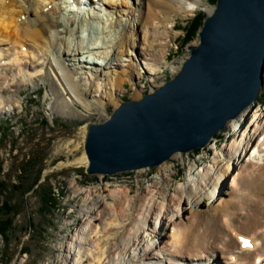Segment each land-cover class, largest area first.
I'll return each instance as SVG.
<instances>
[{
	"label": "bare ground",
	"instance_id": "obj_1",
	"mask_svg": "<svg viewBox=\"0 0 264 264\" xmlns=\"http://www.w3.org/2000/svg\"><path fill=\"white\" fill-rule=\"evenodd\" d=\"M202 1L140 0L136 7L134 0H90L92 5L88 9L73 0H0V62L6 61L19 76L27 75L29 78L38 77L45 69L52 72L62 87V93L71 98L69 103L57 97L61 100L60 107L64 109L62 115L70 120H78L83 116L81 109L102 112L110 103L119 106L118 95L123 96L130 73L123 63L138 49L135 33H139L140 26L145 29L142 49L149 53L155 46H167L170 39H167V43L162 38L171 37L175 29V25H167L170 18L181 13L190 15L202 9ZM133 5L136 10H131ZM214 10L215 6L206 8L209 15ZM102 12L105 14L103 17ZM118 12L124 16L119 17ZM123 17L128 25L123 24ZM95 24L108 31L91 32ZM156 54L155 57L160 56L167 63L168 53L158 51ZM93 57L101 60L110 58L111 62H101ZM146 65L150 75H158V70L156 72L150 68L151 63ZM105 69L107 72L103 71ZM172 70V74H177L181 65ZM3 104L4 90L1 87L0 108ZM261 111V105L257 103L227 125L236 131L238 122L248 120L244 128V125L241 126L237 143H229V149H225L230 158V169L235 166L232 170L235 176H232L229 188L226 170H214L215 178L207 180L209 171L198 170L195 160L187 174L189 184L183 189L179 187V202L173 205L180 209L183 206L178 215L172 214L176 207L168 205L162 207L158 214L154 212L156 206L152 200L155 192L161 188L165 193L169 191L168 187H158L159 183L150 190V198L145 194L140 199L147 206L150 216L155 214L162 235L157 244L146 240L148 243L145 245L140 239L142 229L149 226L148 237H153L158 223H152L148 216L140 223L137 221L134 238L138 239V243L131 244L135 246L131 264H136V256L137 262L141 261L138 264H151L156 251L162 250L163 253H172V258L166 259L165 264H264V115L260 114ZM213 146L211 144L207 149ZM243 152L244 158L240 162ZM179 156L181 154L177 153L172 158L176 160ZM74 165L88 167L87 154L84 153ZM162 168H166V165ZM103 177L100 175V178ZM173 178L170 177L171 182ZM117 193V197L123 199H120L116 209L109 211L101 203L98 215L91 216L90 221L97 220L99 216L105 221L92 225L85 247L76 255L74 253L77 263L72 264H120L111 261L109 248L111 241H116L122 232L126 209L133 204L130 199L133 191L118 189ZM186 203L194 206L190 217V210L184 207ZM202 204L207 206L204 211L199 210ZM166 220H169V224ZM166 226L171 227L168 233H165ZM244 241L250 246H245ZM120 242L116 241L115 246ZM163 242L169 248L162 246ZM237 252L241 253L239 259L235 256ZM69 258L74 260V256H69L66 262ZM222 260L225 262L222 263Z\"/></svg>",
	"mask_w": 264,
	"mask_h": 264
},
{
	"label": "rangeland",
	"instance_id": "obj_2",
	"mask_svg": "<svg viewBox=\"0 0 264 264\" xmlns=\"http://www.w3.org/2000/svg\"><path fill=\"white\" fill-rule=\"evenodd\" d=\"M217 1L203 0L204 7L191 13V16L187 13L173 15L167 25L171 26L173 24L175 29L171 32V37L165 38L166 36H164L162 38L165 42L170 39L169 45L155 46L149 53L145 48H141L145 29L139 27V33H135L138 49H135L132 55L125 58L126 62H122L130 73L127 76L126 90H124L123 96L119 97L117 94L120 100L119 106L123 102L142 99L153 89L165 85L176 76V74H172V68L180 65L182 67L185 60L190 57L191 47L198 45L200 42V32L209 16L206 8L209 6L216 7ZM139 2L140 0H134L136 7ZM130 8L136 10L134 5ZM117 14L119 17L124 16L119 12ZM103 15L105 14L103 13L102 17ZM183 15L188 16L184 17ZM115 18L117 19L116 15ZM121 20L124 25L127 24L125 17ZM102 27L100 24H95L92 26V30L95 33L108 31L105 28L102 30ZM168 30H170L169 27ZM161 32H163V29ZM158 51L168 53L167 63L164 60L162 61V57H155ZM93 58L101 62L105 61V63L111 62L110 58L105 60H101L99 57ZM146 63H151L150 68H153L156 72L158 70V75H150V69ZM82 65L84 66L85 63H82ZM131 66H133V69ZM45 70L38 77L29 78L27 75L19 76V73L13 71L6 61L0 62V88L2 87L4 90V104L0 108V188L7 187V185H1L4 180L8 182L10 180H20L22 184L19 185L18 192L13 191L7 194V197L13 200V204L20 203L17 209L23 212L17 218L16 228L9 237L11 242L9 248L6 247L5 241L0 237V251L6 250L8 257L14 256L11 264L77 263L75 255L85 247L84 243L87 241L89 229L92 225L101 224L105 221L100 216L97 220L90 221L91 216L98 215V206L102 203L109 211L114 210L118 207L120 199H123L117 197L118 189H132L133 193L130 199L133 204L130 207L131 209L126 206L128 209H126L127 216L122 223V232L116 240L121 242L115 246L116 241H111L109 248L111 261L120 264H131L130 259H132L135 250V246L132 245L138 243V239L134 238L138 226L137 221L144 220L148 216L149 219H152V223H158L156 234H152L153 237H148L149 226L142 229L140 239L144 241L145 245L148 243L146 240L157 244L161 239L162 232L159 228V221H155V214L150 216L151 214L147 212V206L144 205L143 200H140L146 195L149 198L151 197L150 190L155 189L156 183H159L158 187H168L169 190L165 193L164 188H161L158 192H155L152 201L156 206L154 211L156 214L162 207L167 205L176 207L173 205L179 202L178 189H180L179 187L183 189V186H188L187 174L195 160L197 161L198 170L206 169V172L209 171L208 177H206L207 180L214 177L213 174L216 170H226L229 188L235 176L234 172L232 173L235 166L230 169V158L227 157L225 149H229L231 143H237V135L241 133V126L244 125V128L247 124V118L237 123L238 130L235 131L226 127L218 133L211 143L214 145L213 147L207 149L210 144L204 149L180 153L179 158L176 160L172 158L159 167L122 172L115 175H90L87 173V167L74 165L86 153L84 135L87 125L105 122V119L110 118L119 106L116 107L110 103L106 105L102 112L97 110L86 112L81 109L83 116L78 120L67 119L62 115L64 109L60 107L61 100L57 97L59 96L60 99L63 98L64 102L69 103H71V98L62 93V87L52 72ZM103 71L107 72V69ZM257 103L262 108L260 114L264 115V87ZM262 154L264 155V153ZM243 158L244 152L240 162ZM164 165H166V168H162ZM21 169L24 171L23 173H20ZM41 174V183L49 178L55 191L60 190L59 203L55 207L56 211L54 213L53 211L50 212L52 213L51 217L42 216L39 195L34 190L29 191L31 190L29 188L34 186V182L40 178ZM100 175L104 177L100 178ZM169 175L170 177L174 176V181H170ZM202 185L205 188L204 183ZM182 207L181 209L179 206L176 209L174 208L172 214L178 215L180 210L183 209ZM184 207L190 210V217L194 206L186 203ZM205 209H207V206L205 207L203 204L199 208L201 211ZM166 223L169 224V220H166ZM30 224L33 225V229L35 228V232L31 231L33 229H31ZM164 228L165 233L171 231L169 226ZM28 231H31V234L27 235ZM123 239L124 242H122ZM165 243L163 242L162 246L169 248ZM25 245L30 251V255L21 254L22 246ZM122 251L124 254H122ZM83 252H85V249ZM68 255L74 256V260L69 258V261L66 262ZM218 255H220L219 252ZM235 256L239 259L241 253L237 252ZM170 258H172V253H163V250L156 251L154 260L150 263L165 264V260ZM134 259H136V264L141 263V261L137 262V256ZM223 262L225 261L222 260Z\"/></svg>",
	"mask_w": 264,
	"mask_h": 264
},
{
	"label": "water",
	"instance_id": "obj_3",
	"mask_svg": "<svg viewBox=\"0 0 264 264\" xmlns=\"http://www.w3.org/2000/svg\"><path fill=\"white\" fill-rule=\"evenodd\" d=\"M263 87L264 0H218L174 78L87 125V173L159 167L204 149L256 105Z\"/></svg>",
	"mask_w": 264,
	"mask_h": 264
},
{
	"label": "trees",
	"instance_id": "obj_4",
	"mask_svg": "<svg viewBox=\"0 0 264 264\" xmlns=\"http://www.w3.org/2000/svg\"><path fill=\"white\" fill-rule=\"evenodd\" d=\"M24 171L21 169L20 173H23ZM43 172V171H42ZM42 174L40 175V178L34 182V186L29 189V191L34 190L37 195L40 197L41 201V214L43 217H51L52 212L54 213L55 207H57V204L59 203V197L60 190L58 189L57 192L52 187L50 183V179L47 178L43 183L42 181ZM19 182V184H18ZM1 185H7L5 188H0V237L3 238V240L6 243V247L9 248V245L11 244L9 237L14 232V229L16 228L15 223L17 221V218L23 213L22 211H19L17 209V206L19 207L20 203L13 204V200L7 197L8 193L11 192H18L17 189H19V185L21 186L20 180H10L9 182L7 180H4L1 182ZM60 188V187H58ZM27 190V189H25ZM24 190V191H25ZM24 202V201H23ZM31 229H33V225ZM35 232V228L31 230ZM31 231L27 232V235L31 234ZM6 249V248H5ZM21 254H27L30 255V251L25 246H22ZM14 256H7L6 250L0 251V264H11L13 261Z\"/></svg>",
	"mask_w": 264,
	"mask_h": 264
},
{
	"label": "snow or ice",
	"instance_id": "obj_5",
	"mask_svg": "<svg viewBox=\"0 0 264 264\" xmlns=\"http://www.w3.org/2000/svg\"><path fill=\"white\" fill-rule=\"evenodd\" d=\"M245 246H250L247 241H244Z\"/></svg>",
	"mask_w": 264,
	"mask_h": 264
}]
</instances>
